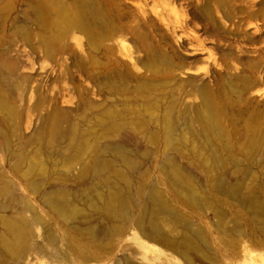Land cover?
I'll list each match as a JSON object with an SVG mask.
<instances>
[{"label": "rangeland", "instance_id": "rangeland-1", "mask_svg": "<svg viewBox=\"0 0 264 264\" xmlns=\"http://www.w3.org/2000/svg\"><path fill=\"white\" fill-rule=\"evenodd\" d=\"M120 262L264 264V0H0V264Z\"/></svg>", "mask_w": 264, "mask_h": 264}, {"label": "bare ground", "instance_id": "bare-ground-1", "mask_svg": "<svg viewBox=\"0 0 264 264\" xmlns=\"http://www.w3.org/2000/svg\"><path fill=\"white\" fill-rule=\"evenodd\" d=\"M207 107H209V106H207ZM207 109H209V108H207ZM94 151H95V150H94ZM80 152H81V151H80ZM92 153H93V152H92ZM99 153H100V152H99ZM99 153H98V154H99ZM81 156H82V155H81ZM87 156H89V155L87 154ZM92 156H94V155H92ZM123 158H124V157H123ZM125 161H126V160H125ZM126 163H127V162H126ZM128 163H129V162H128ZM98 165H99V164H98ZM100 165H101V164H100ZM100 165H99V166H100ZM96 166H97V163H96ZM97 167H98V166H97ZM100 167H101V166H100ZM101 169H102V168H101ZM101 169L99 168V171H100ZM162 169H164V168H162ZM177 172H178V171H177ZM179 173H180V172H179ZM174 174L176 175L175 172H174ZM180 174H182V173H180ZM177 176L179 177V176H181V175L178 174ZM182 177H183V176H182ZM123 178H124V177H123ZM180 178H181V177H180ZM178 179H179V178H177V181H178ZM183 179H184V178H183ZM127 180H128V179H127ZM121 181H122V180H121ZM179 181H180V180H179ZM123 182H124V181H123ZM175 182H176V181H175ZM175 182H174V183H175ZM181 182H182V181H181ZM181 182H180V183H181ZM171 184H172V183H171ZM176 184H177V183H176ZM187 184H188V183H187ZM172 185H173V184H172ZM129 186H130V185H129ZM184 186H185V185H184ZM189 186L191 187V185H189ZM189 186H188V187H189ZM111 187H112V186H111ZM177 188H178V187H177ZM181 188H182V186H181ZM110 189H111V188H110ZM116 189H117V187H116ZM190 189L192 190V188H190ZM155 190H156V189H155ZM155 190H154V192H155ZM123 191H124V190H123ZM152 191H153V189H152ZM157 191H158V190H157ZM180 191H182V190H180ZM188 191H189V190H188ZM193 191H194V189H193ZM152 193H153V192H152ZM178 193H179V192H178ZM191 193H192V192H191ZM222 193H223V192H222ZM226 193H227V192H226ZM232 193H233V192H232ZM154 194H155V193H154ZM156 194H159V193H156ZM181 194H182V193H181ZM186 194H190V193H187V192H186ZM186 194H184V195H186ZM195 194H196V193H195ZM125 195H126V194H125ZM149 195H152V194L149 193ZM182 195H183V194H182ZM184 195H183V196H184ZM193 195H194V194H193ZM122 196H123V195H122ZM155 196H156V195H155ZM147 197H148V196H147ZM152 197H154V195H153ZM156 197H157V196H156ZM161 197H163V196H161ZM161 197L159 196L160 199H161ZM186 197H187V195H186ZM186 197H185V198H186ZM121 198H122V197H121ZM149 198H150V197H149ZM154 198H155V197H154ZM192 198H193V197H192ZM231 198H232V197H231ZM123 199H124V198H123ZM155 199H157V198H155ZM155 199H154V200H155ZM188 199H190V198H188ZM149 200H150V199H149ZM152 200H153V199H152ZM157 200H159V199H157ZM155 201H156V200H155ZM155 201H152V202H154V203L156 204ZM164 201H165V200H164ZM193 201H194V200H193ZM196 201H197V200H196ZM125 202H126V201H125ZM157 202H158V201H157ZM160 202H163V201H160ZM112 203H113V202H112ZM154 203H153V204H154ZM166 203H167V202H166ZM126 204H127V202H126ZM155 204H154V205H155ZM160 204H161V203H160ZM164 204H165V203H164ZM195 204H196V203H195ZM121 205H122V204H121ZM158 205H159V204H158ZM162 205H163V204H161V206L158 207V209H159V208L162 209V208H163ZM63 206H64V205H63ZM163 206H164V205H163ZM165 206H166V205H165ZM167 206H168V205H167ZM122 207H124V206H122ZM156 207H157V206H156ZM125 208H126V207H125ZM153 208H154V206H153ZM153 208H152V209H153ZM170 208H171V207H170ZM129 209H130V207H129ZM129 209H128V211H129ZM148 209H149V207H148ZM148 209H147V210H148ZM150 209H151V208H150ZM152 209H151V210H152ZM154 209H155V208H154ZM156 209H157V208H156ZM158 209H157V210H158ZM164 209H165V208H164ZM168 209H169V206H168ZM64 210H65V209H64ZM111 210H113V209H111ZM147 210H146V211H147ZM171 210H172V209H171ZM218 210H219V209H218ZM253 210H254V209H253ZM62 211H63V210H62ZM65 211H66V210H65ZM155 211H156V210H155ZM159 211H162V210L159 209ZM163 211H164V210H163ZM169 211H170V210H169ZM63 212H64V211H63ZM125 212H126V211H125ZM151 212H152V211H151ZM153 212H154V211H153ZM153 212H152V213H153ZM156 212H157V211H156ZM166 212H167V209H166ZM223 212H224V211H223ZM256 212H257V211H256ZM116 213H117V212H116ZM126 213L129 214V212H126ZM145 213H146V212H145ZM157 213H159V212H157ZM172 213H173V212H172ZM216 213H218V211H216ZM226 213H227V212H226ZM64 214H65V213H64ZM64 214H63V216H64ZM117 214H118V213H117ZM218 214H219V213H218ZM151 215H152V214H151ZM151 215H150V216H151ZM153 215H154V214H153ZM162 215H163V214H162ZM168 215H170V214H168ZM220 215H221V214H219V216H220ZM223 215H224V214H223ZM70 216H71V215H70ZM145 216H146V215H145ZM154 216H155V215H154ZM173 216H174V215H173ZM224 216H225V215H224ZM157 217H158V216H157ZM161 217H163V216H161ZM66 218H67V217H66ZM150 219H151V217H150ZM167 219H168V218H167ZM69 220H70V219H69ZM152 220H153V218H152ZM144 222H145V221H144ZM159 222H160V221H159ZM156 223H157V222H156ZM151 224H152V223H150L149 225H151ZM158 224H159V223H158ZM158 224H157V225H158ZM154 225H156V224H154ZM152 226H153V225H151V227H152ZM154 227H155V226H154ZM141 228H142V226H141ZM155 228H157V227H155ZM160 230H161V229H160ZM160 230H159V231H160ZM159 231H157V232H159ZM123 232H124V231H123ZM148 232H150V231H148ZM148 232H144V234H146V233H148ZM165 233H166V232H165ZM162 234H163V233H162ZM95 235H96V234H95ZM120 235H121V234H120ZM92 236H94V234H93ZM154 236H155V235H154ZM159 236H160V235H159ZM97 238H98V237H97ZM156 239H157V236H156ZM156 241H157V240H156ZM108 244H109V243H108ZM172 244H173V243H172ZM179 244H180V243H179ZM101 245H102V243H101ZM168 245H169V244H168ZM105 246H106V245H105ZM111 246H112V245H111ZM190 246H191V245H190ZM194 246H195V245H194ZM194 246H193V247H194ZM174 247H175V246H174ZM179 247H181V246L179 245ZM186 248H187V247H186ZM191 248H192V247H190V249H191ZM178 249H179V248H178ZM188 250H189V248H188ZM177 251H180V250H177ZM122 258H123V257H122ZM125 258H126V257H125ZM187 258H188V257H187ZM120 259H121V258H120ZM185 259H186V258H185ZM126 260H127V259H126ZM187 260H188V259H187ZM189 262H191V261H189ZM121 263H123V262H120V264H121Z\"/></svg>", "mask_w": 264, "mask_h": 264}]
</instances>
